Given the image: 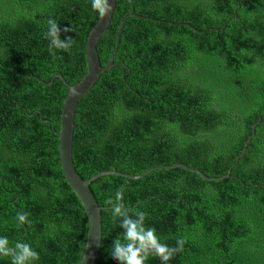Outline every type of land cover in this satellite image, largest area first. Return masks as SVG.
Instances as JSON below:
<instances>
[{
	"label": "trees",
	"instance_id": "1",
	"mask_svg": "<svg viewBox=\"0 0 264 264\" xmlns=\"http://www.w3.org/2000/svg\"><path fill=\"white\" fill-rule=\"evenodd\" d=\"M130 14L115 65L76 108L73 160L83 179L176 163L221 177L262 121L223 180L176 168L93 181L103 208L96 264H119L109 249L122 229L108 199L121 186L126 206L146 211L169 245L186 240L170 264H264V0H117L97 45L102 66ZM50 17L74 39L68 49L49 47ZM99 19L90 0H0V234L30 242L39 264H79L86 245V210L60 161L68 87L55 76L70 85L85 76ZM18 211L30 225L17 226Z\"/></svg>",
	"mask_w": 264,
	"mask_h": 264
},
{
	"label": "water",
	"instance_id": "2",
	"mask_svg": "<svg viewBox=\"0 0 264 264\" xmlns=\"http://www.w3.org/2000/svg\"><path fill=\"white\" fill-rule=\"evenodd\" d=\"M110 2L112 3V13L103 20L100 18L98 22L93 26L88 36L87 45H86L87 73L85 74V76L74 85H70L60 74L55 76L62 79L66 84V86L68 87V93L65 98L62 114H61L60 131L58 132L59 141H60L59 150H60L61 166L68 184L80 199L82 205L86 210V214L88 218L86 245L83 252V256L79 264H96L102 245V237H103L102 209L103 208L99 206L90 188L93 181L97 180L102 176H107V175H118L132 180H139L157 170L176 169V168H183L190 172L197 173L205 180H209V181L223 180L231 176L232 168L235 167L239 159L243 157L244 154L246 153L251 140L255 137L256 128L262 121V118H260L254 124L252 135L247 140V143L245 144L243 151L239 154L235 163L228 170V173L221 177H209L199 169L189 167L186 164L176 163L173 165H163V166L150 168L141 175H129L113 169V170L100 172L89 179H83L82 176L78 173L73 160V139H74V130H75L76 108L78 102L88 92H90V90L93 88L95 83L99 80L100 76L104 72L110 70L115 65L114 57L116 56V53L119 49L121 43V35L126 25V22L128 18L137 16V14H130L124 18L118 32L116 46L111 55L109 63L106 66H102L100 63L97 45L100 39L105 34V32L107 31V29L109 28L114 12L117 7V0H110ZM138 17L155 20L154 18L145 17V16L138 15ZM52 82H50L49 84H52Z\"/></svg>",
	"mask_w": 264,
	"mask_h": 264
},
{
	"label": "clouds",
	"instance_id": "3",
	"mask_svg": "<svg viewBox=\"0 0 264 264\" xmlns=\"http://www.w3.org/2000/svg\"><path fill=\"white\" fill-rule=\"evenodd\" d=\"M91 8L102 20L112 13L110 0H90ZM72 29L65 27L63 33ZM49 47L54 50H66L74 40L71 36L62 35L60 22L50 17L47 20V30L44 33ZM114 220L118 219L121 233L113 239L110 255L119 264H148L153 257L162 264H170L178 252L183 251L186 240L177 239L176 244L169 245L157 229L148 226V213L144 210H130L125 203L124 187L108 199ZM17 226L30 225L27 212L16 213ZM0 257L10 258L11 264H39L40 253L27 240H11L8 235L0 234Z\"/></svg>",
	"mask_w": 264,
	"mask_h": 264
}]
</instances>
